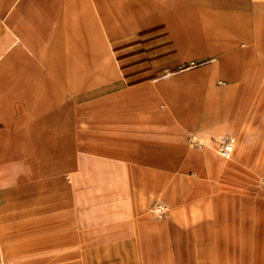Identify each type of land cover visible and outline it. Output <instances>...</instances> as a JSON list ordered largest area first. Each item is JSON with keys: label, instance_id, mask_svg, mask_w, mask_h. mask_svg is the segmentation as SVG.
Masks as SVG:
<instances>
[{"label": "crops", "instance_id": "0c3cea01", "mask_svg": "<svg viewBox=\"0 0 264 264\" xmlns=\"http://www.w3.org/2000/svg\"><path fill=\"white\" fill-rule=\"evenodd\" d=\"M182 1L186 2L185 7L179 6ZM193 1L0 0V106L10 97V103L24 99L35 110L33 117L19 127L29 132V138L16 141L17 137L24 136L16 133L14 140L0 141V242L59 229L71 222L82 201L92 206L90 218L98 215L91 197L94 192L86 194L84 199L73 196L75 214L71 208L65 209L66 201L57 194H46L50 187L57 186L53 185L54 181L62 189L59 172L66 164L75 163L73 153L66 157V149L74 146L73 132L80 134L87 130L90 145L97 148L96 153L102 158L121 155L123 159L124 149L128 148V158L143 163L149 171L203 166L194 164L193 154L200 153V149L184 148L188 143L185 128L200 131L209 127V99L195 104L194 97L179 92L186 88L184 82L179 87L172 81L156 79L162 72H172L173 57L194 55L193 46L200 53L223 52L221 72L237 79L238 58L244 52L236 49L235 44L239 39L251 40L253 35L262 41L264 23H255L253 33L250 23L224 22V26L206 28L203 37L195 38L191 26L195 23L193 7L187 4ZM203 1L209 10L215 3L241 2ZM205 23L209 25L210 21ZM101 27L113 48L108 61L110 71L107 62L99 59L103 51L107 54V48H99L98 44L103 41ZM131 41H136L132 42L137 45L136 50L128 48L131 46L126 42ZM114 56L123 81L110 82L107 89L111 91L87 104L76 103L81 99L78 95L77 99L68 100L62 88L72 92L92 85L99 75L116 77ZM132 85L136 87H126ZM163 104L171 108H162ZM72 114L77 123L86 117L88 127L74 123ZM47 134L51 138L45 141L38 137ZM3 136L6 135L0 130V137ZM5 151L13 155H4ZM186 152L189 158L178 157ZM21 159L27 164L25 170L14 165ZM50 174H55V178ZM134 181L148 186L147 195H154L162 187L159 180L135 178ZM90 187L93 191L92 181ZM106 199L101 200L107 203ZM110 210L111 207L99 210L100 215L111 214ZM144 219L140 217L133 222ZM76 221L78 216L73 223ZM70 242L71 235H47L29 241L25 253L17 246L2 248L3 259L5 264H13L19 256V264H30L36 250H41L43 260L52 249Z\"/></svg>", "mask_w": 264, "mask_h": 264}, {"label": "rangeland", "instance_id": "374dc122", "mask_svg": "<svg viewBox=\"0 0 264 264\" xmlns=\"http://www.w3.org/2000/svg\"><path fill=\"white\" fill-rule=\"evenodd\" d=\"M187 4L193 7L195 23L191 26L195 38L203 37L206 28L224 26V22L250 23L252 29L255 23H264V0L215 3L210 10L203 0ZM179 6L185 7L186 2L182 1ZM221 15L224 18H220ZM102 28L103 41L98 44L99 48H107V54L103 51L99 59L109 66L113 48ZM252 38L239 39L235 44L236 49L244 52L238 58L237 79H230L231 75L221 72L223 52L200 53L195 51L196 46H193L194 55L173 57L172 72H162L156 79L172 81L179 87L184 82L186 88L179 92L194 97L195 104L209 99V127L200 131L185 128L188 143L184 148L201 150L193 156L194 164L202 167L149 171L143 163L128 158V148L124 149V160L121 155L119 158L104 155L102 158L96 153L97 148L90 145L87 130L80 134L73 132L74 146L66 149V157L73 153L75 163L66 164L59 172L62 189L54 181L53 185L58 187H50L46 194H57L66 201L65 209L71 208L79 221L73 223L75 215L70 223L59 229L1 241L0 264H5L2 248L17 246L25 253L29 241L53 234L71 235V242L52 249L43 260L41 250H33L30 264H264V39L257 40L254 35ZM132 42L136 41L126 42L131 46L128 48L136 50L137 45ZM113 58L116 77L99 75L92 85L72 92L62 88L68 100L73 101L78 95L81 99L76 103L87 104L110 90L107 89L110 82L123 81L117 59ZM108 68L110 71L111 67ZM11 101L8 97L0 106V130L6 135L0 137V141L14 140L16 133L24 135L16 141L25 140L29 134L19 127L33 117L34 107H29L24 99L16 100V103ZM165 107L171 108L163 104L162 108ZM188 111L192 113L190 107ZM74 116L71 115L74 123L88 127L86 117L77 123ZM15 127H18L17 131ZM38 137L42 141L51 138L48 134ZM224 142H231L228 157L221 152ZM9 152L5 151L4 155H13ZM19 156H22L20 152ZM178 157L187 159L189 152ZM14 165L23 170L27 168L22 159ZM48 176L55 178L56 175ZM135 178L139 181L159 180L162 187L154 195H147L148 186L134 183ZM90 192H94L91 197L98 215L88 216L92 206L85 201L74 213L73 196L84 199ZM105 197L107 203L101 200ZM159 202L168 207L161 215L155 211ZM107 207H111V214L100 215L99 210ZM140 217L145 219L140 223L133 222ZM20 260L19 256L15 257L13 264H19Z\"/></svg>", "mask_w": 264, "mask_h": 264}, {"label": "built area", "instance_id": "2783aa9c", "mask_svg": "<svg viewBox=\"0 0 264 264\" xmlns=\"http://www.w3.org/2000/svg\"><path fill=\"white\" fill-rule=\"evenodd\" d=\"M230 143L231 142H226V143L224 142V144L222 145L221 152H222L223 156L228 157L231 154L232 147H231ZM167 208L168 207L165 203L159 202L155 207V211L158 215H161V214L165 213Z\"/></svg>", "mask_w": 264, "mask_h": 264}]
</instances>
